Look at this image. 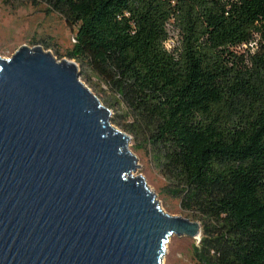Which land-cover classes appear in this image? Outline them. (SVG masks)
Returning a JSON list of instances; mask_svg holds the SVG:
<instances>
[{
    "label": "trees",
    "instance_id": "1",
    "mask_svg": "<svg viewBox=\"0 0 264 264\" xmlns=\"http://www.w3.org/2000/svg\"><path fill=\"white\" fill-rule=\"evenodd\" d=\"M18 1L76 25L66 55L201 224L195 264H264V0Z\"/></svg>",
    "mask_w": 264,
    "mask_h": 264
},
{
    "label": "water",
    "instance_id": "2",
    "mask_svg": "<svg viewBox=\"0 0 264 264\" xmlns=\"http://www.w3.org/2000/svg\"><path fill=\"white\" fill-rule=\"evenodd\" d=\"M129 135L41 46L0 56V264H161L201 224L165 212Z\"/></svg>",
    "mask_w": 264,
    "mask_h": 264
},
{
    "label": "rangeland",
    "instance_id": "3",
    "mask_svg": "<svg viewBox=\"0 0 264 264\" xmlns=\"http://www.w3.org/2000/svg\"><path fill=\"white\" fill-rule=\"evenodd\" d=\"M8 1L9 4H6L3 0H0L1 57H10L21 45L28 47L39 45L58 60H73L68 58L66 52L74 42L76 25H69L64 17L57 12H48L44 5L33 6L18 0ZM167 29L170 39L165 45L170 49L177 40V32L172 24H168ZM78 68L82 74L86 71L85 68H81L79 65ZM86 75L89 77L88 80L86 81L80 76L81 81L91 89L102 104L105 100L112 98L109 91L98 82L91 72L87 71ZM109 110L110 121L116 114L125 115L124 109L118 104H115ZM124 123H127L126 119ZM113 125L122 130L119 126ZM129 137L128 148L136 155L137 165H139L134 175L143 176L147 186L155 194L156 200L159 201L165 212L186 217L187 213L182 211L180 207V199L171 195L170 191L173 185L162 174L159 165L152 158V154L145 149H134L139 142H136L131 135ZM199 240L200 237L173 235L164 253L163 264H195L192 248L193 245L198 244Z\"/></svg>",
    "mask_w": 264,
    "mask_h": 264
},
{
    "label": "bare ground",
    "instance_id": "4",
    "mask_svg": "<svg viewBox=\"0 0 264 264\" xmlns=\"http://www.w3.org/2000/svg\"><path fill=\"white\" fill-rule=\"evenodd\" d=\"M135 172V171H134ZM134 174V173H133ZM161 264H163V258H162V260H161Z\"/></svg>",
    "mask_w": 264,
    "mask_h": 264
}]
</instances>
